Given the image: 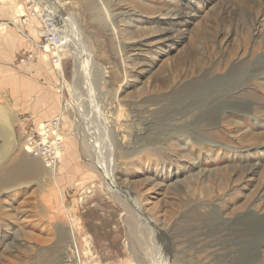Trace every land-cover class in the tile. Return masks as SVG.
I'll return each mask as SVG.
<instances>
[{
	"label": "rangeland",
	"instance_id": "374dc122",
	"mask_svg": "<svg viewBox=\"0 0 264 264\" xmlns=\"http://www.w3.org/2000/svg\"><path fill=\"white\" fill-rule=\"evenodd\" d=\"M34 2L69 43L56 67L38 32L54 23L19 26L23 3L0 0V104L22 150L58 116L64 141L18 253L20 202L2 197L0 264H64L68 227L80 264H264V223L246 216L264 211V0Z\"/></svg>",
	"mask_w": 264,
	"mask_h": 264
},
{
	"label": "bare ground",
	"instance_id": "6f19581e",
	"mask_svg": "<svg viewBox=\"0 0 264 264\" xmlns=\"http://www.w3.org/2000/svg\"><path fill=\"white\" fill-rule=\"evenodd\" d=\"M53 7L54 9H56V8H59V5L54 4ZM24 8H25L24 4L23 6L18 4L17 9H20L22 11L21 14L25 12ZM48 17L51 19L50 20L51 22L53 20L54 26H57V30L61 28V25L58 24L59 22H56V20H54V17L59 18L60 15L54 14L53 11H49ZM17 21L19 22V19ZM55 23H57V25H55ZM19 26H22V25L20 24ZM61 35L63 36L64 39L66 40L68 39L66 37L67 35L66 33L62 32ZM36 43L38 44V46H41L39 41ZM66 46L67 44L64 45V47L62 48V52L64 51ZM54 55H57V60L55 63V65H57L59 62L58 59H60L58 58L60 55V52H56L54 53ZM238 63L240 65H243L245 61H243L242 59ZM56 67H59V65H57ZM255 71L258 72L257 75H260L259 83H264L263 82L264 81V71H262L260 67H256ZM243 104H247L246 109H249V110H251V106L248 104L253 105V103H243ZM18 121H19L18 112L14 111L10 106H7L5 104H0V202L4 195L9 194V198L15 199V201L19 200L20 207H21L20 214L16 216L15 218L12 216L14 218V221L12 222V224H10L11 229H13V233L9 237L10 242H8V245L12 244V247L10 248L11 252L20 251L19 247L23 243L21 242L22 239L20 235H24V234L26 235L28 233V228L25 231H23L25 229V226L27 227L29 226V224H27L24 220L29 216H34L33 218L39 217L40 214L44 211V206H43L42 199H41V196H42L41 193H43L46 187L50 186L51 183L57 182L56 177L58 175V171L60 168L59 158L56 160L55 165L50 166L45 163V166H44L41 161L42 158L40 159L30 154L24 149L22 150L21 142L14 132V126ZM180 135L183 136L184 134L180 133L179 135H176V136L179 137ZM187 136H185L186 140H187ZM61 137H62V140L64 141V137L63 136ZM123 137H125V135ZM131 149H134L129 152L132 155L139 152L138 148L136 147L130 148V150ZM255 170H256L255 168L250 169V172L252 173ZM110 176L112 180L110 179ZM110 176L108 177L109 182L114 180L112 177V171H111ZM263 198H264V192H260L255 205L258 206V204L260 203V201L263 200ZM13 203L14 202H9L8 208L9 206L12 209L16 208ZM246 216L248 218H252L253 220L257 222L259 221V223H264V211L262 213H257L256 208H251V211L247 212ZM67 229H68V234L70 235L69 237L71 238V245L70 246L67 245L68 255H67L66 260H64L63 263L64 264H80L81 255H80L79 245H78V241L76 238L74 227H68ZM27 235L28 236L31 235V237L33 236L37 237L35 232L31 230H29V233ZM64 236L66 235L62 233L60 238L62 239L64 238ZM263 236H264V233H263ZM262 241L264 242V237ZM11 264H18V263L12 260Z\"/></svg>",
	"mask_w": 264,
	"mask_h": 264
},
{
	"label": "built area",
	"instance_id": "2783aa9c",
	"mask_svg": "<svg viewBox=\"0 0 264 264\" xmlns=\"http://www.w3.org/2000/svg\"><path fill=\"white\" fill-rule=\"evenodd\" d=\"M25 6V12L21 15L22 27L37 26L38 19L51 22V19L45 17L43 10L38 11L34 0H19ZM44 9V8H43ZM48 19V20H47ZM53 23V22H51ZM41 40L44 41V47L51 49V59L56 63V52H62L64 45L69 43L61 35V32L54 29V24L44 31L38 30ZM41 47L43 45L41 44ZM36 57L34 51H28L21 57V61L32 60ZM61 120L60 117L42 123L36 127L24 131L23 145L27 152L42 158L47 165H55L56 160L61 156L62 137L60 135Z\"/></svg>",
	"mask_w": 264,
	"mask_h": 264
},
{
	"label": "crops",
	"instance_id": "0c3cea01",
	"mask_svg": "<svg viewBox=\"0 0 264 264\" xmlns=\"http://www.w3.org/2000/svg\"><path fill=\"white\" fill-rule=\"evenodd\" d=\"M13 35H15V34H13L12 32H10V37L11 36H13ZM10 40V39H9ZM12 44V43H11ZM26 53V52H25ZM35 59V58H34ZM32 61H34V60H32ZM31 62V61H30ZM21 63H24V62H21Z\"/></svg>",
	"mask_w": 264,
	"mask_h": 264
}]
</instances>
